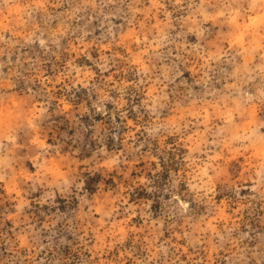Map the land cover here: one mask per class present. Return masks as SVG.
Returning <instances> with one entry per match:
<instances>
[{
	"label": "rangeland",
	"instance_id": "374dc122",
	"mask_svg": "<svg viewBox=\"0 0 264 264\" xmlns=\"http://www.w3.org/2000/svg\"><path fill=\"white\" fill-rule=\"evenodd\" d=\"M0 264H264V0H0Z\"/></svg>",
	"mask_w": 264,
	"mask_h": 264
},
{
	"label": "snow or ice",
	"instance_id": "6c2138e0",
	"mask_svg": "<svg viewBox=\"0 0 264 264\" xmlns=\"http://www.w3.org/2000/svg\"><path fill=\"white\" fill-rule=\"evenodd\" d=\"M3 178H0V180H2Z\"/></svg>",
	"mask_w": 264,
	"mask_h": 264
}]
</instances>
